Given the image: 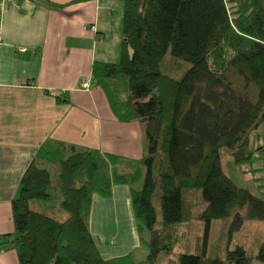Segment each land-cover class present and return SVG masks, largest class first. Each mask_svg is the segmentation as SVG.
<instances>
[{
  "label": "trees",
  "instance_id": "1",
  "mask_svg": "<svg viewBox=\"0 0 264 264\" xmlns=\"http://www.w3.org/2000/svg\"><path fill=\"white\" fill-rule=\"evenodd\" d=\"M32 1L59 8L49 0ZM122 1L120 59L95 62L92 75L101 87L103 81L127 79L125 102L102 88L119 121L143 124L144 155L135 161L64 147L55 178L30 164L13 200L14 231L0 236V251L14 250L20 264H140L131 256L102 258L89 228L93 197L108 198L116 185H126L140 240L149 250L147 264H158L161 253L170 256L178 229L195 219L205 224L203 244L169 264H252L254 258L264 263V238L254 258L240 245L224 256L208 254L214 220H229V232L248 212L264 223V195L238 186L222 162L226 155L252 167L261 159L264 173V158L257 156L264 145L252 147L264 124V0ZM168 51L190 64L179 80L161 70ZM255 181L264 187V178ZM196 189L205 203L198 210L196 196L188 200L184 194ZM56 195L64 220L31 208Z\"/></svg>",
  "mask_w": 264,
  "mask_h": 264
},
{
  "label": "crops",
  "instance_id": "2",
  "mask_svg": "<svg viewBox=\"0 0 264 264\" xmlns=\"http://www.w3.org/2000/svg\"><path fill=\"white\" fill-rule=\"evenodd\" d=\"M49 1L59 8L0 0V236L14 231L13 200L33 162L42 168L69 146L144 155L143 124L119 121L92 75L95 62L120 58L119 45L110 48L112 0ZM89 228L105 260L144 248L126 185L93 197ZM0 264H20L17 253L0 251Z\"/></svg>",
  "mask_w": 264,
  "mask_h": 264
},
{
  "label": "rangeland",
  "instance_id": "3",
  "mask_svg": "<svg viewBox=\"0 0 264 264\" xmlns=\"http://www.w3.org/2000/svg\"><path fill=\"white\" fill-rule=\"evenodd\" d=\"M112 4L114 5V16L112 18V28L110 27V41H112V45L110 48L113 49L114 44H118V51L121 52L123 46V21H124V2L122 0H112ZM121 19V20H120ZM118 21L119 29H118ZM110 59L109 63H115L117 60L116 55L109 54ZM120 59V58H119ZM190 68V64L183 60L174 58L170 51L166 54L165 58L161 64V70L165 75L173 77L175 79H181L185 73ZM105 82V83H104ZM102 87L109 93L112 97L111 92L115 94L118 98L119 102H125L128 100L129 96V85L127 79H120L117 82L113 83L112 81L109 83L108 81H103ZM117 101V102H118ZM118 102V103H119ZM258 145H264V124L257 130L252 137V147H258ZM259 158H264V151H259L257 153ZM63 158V157H62ZM61 155L56 157V160L52 162H47L46 166L41 164L42 168H45L50 171L53 178L57 176L59 170V161L62 159ZM223 166L228 174V176L240 187L248 188L252 193L257 195H264V187H260L259 183L255 180H259L264 178V173L260 170L262 168L263 161L258 159L257 162L252 166H239L234 163L231 156L223 157ZM185 196L188 197V200L193 198V204L195 205V209L199 208V206L203 203L202 198V190H189L184 192ZM198 204H197V203ZM31 208L35 211H38L43 214L50 215L59 220H64L67 217V214L61 210L60 208V197L56 195L49 202H32ZM198 210V209H197ZM246 220L243 222L239 218L235 220L231 231L229 232L230 222L229 220H214L211 224L209 240H208V254L209 256L220 257L224 256L227 249H232L235 246H243L246 248L249 256L255 257L258 253L259 247L264 238V223L259 222L254 218L251 214L247 213ZM162 221V215L159 211L158 223L160 224ZM158 224V225H159ZM178 229V237L175 235L174 243L175 248L174 252L170 256H166L161 253L159 257L158 264H169L170 261H178V258L183 253H190V251L194 250L190 247L195 244H203V236L205 232V224L199 219H195L193 222L189 224L182 225ZM149 250L146 246L134 255V262L140 264H147V256ZM252 264H264L259 262L257 259H253Z\"/></svg>",
  "mask_w": 264,
  "mask_h": 264
},
{
  "label": "built area",
  "instance_id": "4",
  "mask_svg": "<svg viewBox=\"0 0 264 264\" xmlns=\"http://www.w3.org/2000/svg\"><path fill=\"white\" fill-rule=\"evenodd\" d=\"M91 30H92V31H95V27H91Z\"/></svg>",
  "mask_w": 264,
  "mask_h": 264
}]
</instances>
